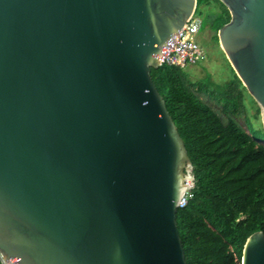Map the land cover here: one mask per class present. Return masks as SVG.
I'll list each match as a JSON object with an SVG mask.
<instances>
[{
    "label": "water",
    "instance_id": "95a60500",
    "mask_svg": "<svg viewBox=\"0 0 264 264\" xmlns=\"http://www.w3.org/2000/svg\"><path fill=\"white\" fill-rule=\"evenodd\" d=\"M216 33L264 131V0ZM196 0H0L5 264H186L192 164L150 77ZM240 264H264V233Z\"/></svg>",
    "mask_w": 264,
    "mask_h": 264
},
{
    "label": "trees",
    "instance_id": "16d2710c",
    "mask_svg": "<svg viewBox=\"0 0 264 264\" xmlns=\"http://www.w3.org/2000/svg\"><path fill=\"white\" fill-rule=\"evenodd\" d=\"M202 5L217 7L209 22L217 42L229 13L218 0H196V8ZM150 77L193 168L194 186L176 212L185 262L240 264L246 239L264 233V131L236 121L246 90L234 73L218 85L191 81L184 69L163 64L150 69Z\"/></svg>",
    "mask_w": 264,
    "mask_h": 264
},
{
    "label": "rangeland",
    "instance_id": "374dc122",
    "mask_svg": "<svg viewBox=\"0 0 264 264\" xmlns=\"http://www.w3.org/2000/svg\"><path fill=\"white\" fill-rule=\"evenodd\" d=\"M217 12L215 5H202L195 9V15L204 20L203 32H199L195 36L196 42L203 51L204 58L195 66H188L184 69L191 81L211 80L214 84L222 85L233 78V71L226 60L223 52L219 48L218 41L214 39L215 32L210 29L209 22L213 19ZM211 106L220 112L219 108L211 104ZM257 106L253 99L244 91V109L241 117H237L236 121L246 130L245 121L248 120L252 130L258 131L262 128V120L260 113L257 112ZM264 145V142L261 143Z\"/></svg>",
    "mask_w": 264,
    "mask_h": 264
},
{
    "label": "built area",
    "instance_id": "2783aa9c",
    "mask_svg": "<svg viewBox=\"0 0 264 264\" xmlns=\"http://www.w3.org/2000/svg\"><path fill=\"white\" fill-rule=\"evenodd\" d=\"M201 27L202 18L195 15L194 12L177 34L173 45L164 54L160 64L176 66L182 69L198 64L204 58L203 51L195 39V36L198 35ZM187 193L184 195L179 207H182L185 204ZM0 264H5L1 255Z\"/></svg>",
    "mask_w": 264,
    "mask_h": 264
},
{
    "label": "flooded vegetation",
    "instance_id": "af4514ba",
    "mask_svg": "<svg viewBox=\"0 0 264 264\" xmlns=\"http://www.w3.org/2000/svg\"><path fill=\"white\" fill-rule=\"evenodd\" d=\"M203 25H204V21H202V27H201V30H200V32H203L204 33Z\"/></svg>",
    "mask_w": 264,
    "mask_h": 264
}]
</instances>
